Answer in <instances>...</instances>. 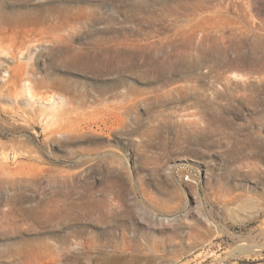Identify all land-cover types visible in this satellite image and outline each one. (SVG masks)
I'll use <instances>...</instances> for the list:
<instances>
[{
  "label": "rangeland",
  "instance_id": "374dc122",
  "mask_svg": "<svg viewBox=\"0 0 264 264\" xmlns=\"http://www.w3.org/2000/svg\"><path fill=\"white\" fill-rule=\"evenodd\" d=\"M0 264H264V0H0Z\"/></svg>",
  "mask_w": 264,
  "mask_h": 264
}]
</instances>
